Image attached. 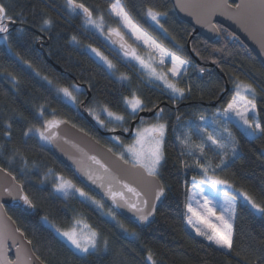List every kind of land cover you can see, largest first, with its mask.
<instances>
[{"label": "trees", "instance_id": "16d2710c", "mask_svg": "<svg viewBox=\"0 0 264 264\" xmlns=\"http://www.w3.org/2000/svg\"><path fill=\"white\" fill-rule=\"evenodd\" d=\"M0 2L14 22L25 25L8 27L7 33L0 34V166L21 183L33 205L30 212L7 210L45 264H264V213L242 198L236 197L233 248L229 251L196 236L185 223L192 179L204 172L197 161L264 206V132L250 137L232 120H207L226 109L238 82H246L255 88L256 116L264 128V65L250 48L220 25L221 38L215 43L198 34L192 36L194 29L177 16L171 0H120L141 28L190 63L179 83L184 94L173 96L161 84L148 80L137 65L118 57L67 0ZM115 2L76 0L92 17L102 16L106 26L120 27L118 18L110 13ZM148 9L161 13L159 27L147 15ZM86 46L107 53L114 60V73ZM64 88L73 93L75 104L64 99ZM132 97L141 99L146 109L161 105L162 122L167 125L164 159L157 172L166 196L156 220L145 229L116 213L82 184L57 158L49 141L37 134L50 118L68 120L128 161L125 146L131 138L104 135L78 106L87 100L86 109L104 124L103 131L128 132L135 116L125 99ZM107 112L123 116V124L111 120ZM155 117L144 120L151 122ZM218 121L227 123L231 133L218 132ZM198 145H203V151ZM61 178L87 198L76 194L80 191H57ZM80 221L100 237L98 248L85 254L75 251L58 233Z\"/></svg>", "mask_w": 264, "mask_h": 264}, {"label": "water", "instance_id": "95a60500", "mask_svg": "<svg viewBox=\"0 0 264 264\" xmlns=\"http://www.w3.org/2000/svg\"><path fill=\"white\" fill-rule=\"evenodd\" d=\"M171 1L177 16L194 29L192 36L198 34L209 42L215 43L221 38L220 25L237 36L264 65V25L261 23L259 0ZM236 5H240V7L237 8ZM75 10L86 19V14L82 9L77 8ZM19 25L25 26L16 22L7 23L8 27L13 28ZM113 39L118 40L119 38L114 36ZM47 43V41L44 42V44ZM126 43L130 45L127 41ZM40 44L39 42L38 45L40 46ZM112 45L120 49L119 42L112 43ZM45 56L52 62L46 54ZM55 68L60 69V66L55 65ZM229 88L227 85L226 90L228 91ZM87 91L89 93L88 88ZM86 101L79 104L78 108L92 125L104 135H121L125 138L133 137L135 127L142 118H151L159 114L162 109V106L158 105L155 108L140 111L132 121L128 132L122 130L103 131L86 109ZM49 121L57 124L52 129L56 135L49 141L54 154L73 171L82 184L99 196L116 213L140 229L147 228L156 220L157 211L166 196L164 186L157 175H149L146 169L139 164L126 161L68 120L50 118L42 125V132L46 133V124ZM89 176L92 179H89ZM125 184L136 189L139 196L129 192L124 187ZM109 185H111L112 192H123L127 203L119 196L113 200L108 190ZM160 189H163V195L159 199H155L156 193ZM24 196L27 194L21 183L17 181L14 175L0 166V227L4 233L3 257L8 264H45L35 253L31 242L19 229L7 210V207H10L32 211V203H25ZM143 200L148 201L149 207L155 206V212L148 220H140L139 213L129 207L131 203H136L137 207H140Z\"/></svg>", "mask_w": 264, "mask_h": 264}, {"label": "snow or ice", "instance_id": "6c2138e0", "mask_svg": "<svg viewBox=\"0 0 264 264\" xmlns=\"http://www.w3.org/2000/svg\"><path fill=\"white\" fill-rule=\"evenodd\" d=\"M69 6L75 10L77 8L82 9L83 12L86 14V19L89 24L94 25L100 32H104L103 27V17H99L98 19L92 18V12L86 8L82 3L77 4L76 0H67ZM260 8H261V23L264 25V0H259ZM237 8L240 7V5H236ZM111 12L115 14L116 17L119 18L121 27L126 29L128 33L131 34L135 38L137 42H142L144 46H146L148 49H154L160 53V61L159 63L162 65L164 63L165 56L170 57V61L172 63V68L170 69V74L173 76H178L181 72V69H183L184 65L187 63L184 59L177 56L175 53H168L165 49L161 48L159 44H157L154 40H152L147 33H145L131 18L129 13L125 10V8L120 4V0H116V3H113L111 5ZM147 15L151 17L152 20L156 21L157 24H159L158 17L161 15V13L156 12L152 9H148ZM14 22V17L8 14V9L6 8L5 4L3 2H0V33H7L8 32V26L7 23ZM46 24H50L51 21L46 20ZM107 38L112 43L119 42L120 49L123 51V55L125 57H131L139 63L148 68L149 72L152 76H155L157 79L163 80L168 88H170L173 92L178 93L179 95L184 94V90L177 87L176 84L170 83L166 79L167 74H162L157 72L156 68L153 67V65L149 62H147L143 57L137 54V51L132 48L131 45H128L124 39V34L120 31V28H109L108 33H106ZM119 38L118 40L113 39V37ZM76 38L73 37V40ZM93 52L97 54L108 66V68H114V65L106 56L103 55L99 51V49H92ZM150 59V57H149ZM237 91L236 95L232 97L231 102L228 103L227 108L224 110L225 115H227L229 112L234 113L236 116L239 117L241 121L245 125H248L249 128H253L256 130H259L260 132H264V128L261 127V125L256 121H249L248 120V113L250 110L255 109L256 105L254 103V100L247 99L246 96H242L241 92H252L255 93V89L252 88L251 85L239 83L236 85ZM61 91L64 92L65 95L71 96V92L67 88L61 89ZM127 103L131 106L132 110L135 112L137 109H142L143 102L137 98L133 97L131 100H128ZM162 111V110H161ZM109 116H113L114 114L109 112ZM117 120H123V116H115ZM200 119H204L203 116L200 117ZM57 126L55 122H47L46 124V133L40 132V136L42 139L46 141H51L55 137V132L52 131ZM167 129V125L165 123H155L152 124L150 127L144 128V129H137L136 134V140L135 143L128 146L127 151L131 153L132 158L135 163L139 164L143 168L146 169L147 173L149 175L155 176L157 174V170L161 164V161L164 159V153L162 150L164 135ZM209 139L213 141V143L219 145L220 147H225L224 144H222L220 141L216 140L214 137L209 136ZM186 142V141H185ZM203 151V145H198ZM95 159V158H93ZM221 163H223V160H221ZM197 164L199 167L204 169L205 173V179L202 181L203 183H210L213 188H216L217 185L227 184V181L220 180L218 178H207L208 174V168L203 165L199 164V161H197ZM89 179H92L91 176H89ZM195 179V178H193ZM103 186V185H101ZM74 187L70 181H65L63 178L60 179V182L56 185V190L60 192L67 193L69 190H71ZM125 188L129 192L135 193L137 196H139V193L136 192V189L128 186L127 184L124 185ZM198 187V185H197ZM108 190L110 194L112 195L113 200H115L118 196L121 199H124L127 203L126 198L124 197L123 192H112L111 185L108 186ZM81 195H87L82 190H79ZM163 195V189H160L156 193L155 199H159L160 196ZM199 195L202 197V208L201 210H197L192 207V204H188V211L191 213L192 216H195L196 219L199 221L201 225L204 226L205 230H201L200 227H197L191 216L189 217L188 222L190 224H193L194 227H196V231L199 235L205 236L207 240L215 242V244L227 248L232 249L233 248V225L230 223L231 219L234 217L235 213V206L231 201H226L228 204V208L226 211L228 212V216L226 217L223 213L217 215L215 209L213 207H210L209 205L212 203V201L209 199V196L204 193L203 190L200 191ZM245 198L252 204V206L256 209H258L261 213H264V206H261L259 204H256L254 201H252V198L247 196L245 194ZM25 203L31 204V201L28 199L27 196L23 197ZM102 206V205H101ZM129 207L134 209L139 213V219L140 220H148V218L154 214L155 212V206L149 207L148 201L143 200L141 202V206L137 207L136 203L129 204ZM213 218L216 222H213ZM46 219V218H45ZM65 237L68 238V240L71 241V243L80 251L84 253H88L91 249H97L100 242L99 234L94 230H89L87 235H80L75 230L72 231H66L63 233ZM103 244L105 247H107V240H103ZM3 248H4V233L2 227H0V264H8L6 259L3 257ZM151 253L148 256V260L151 261ZM152 264H155V261H152Z\"/></svg>", "mask_w": 264, "mask_h": 264}, {"label": "rangeland", "instance_id": "374dc122", "mask_svg": "<svg viewBox=\"0 0 264 264\" xmlns=\"http://www.w3.org/2000/svg\"><path fill=\"white\" fill-rule=\"evenodd\" d=\"M116 3V2H115ZM120 4L122 5V3L120 2ZM123 6V5H122ZM124 7V6H123ZM126 10V9H125ZM110 13L113 17L115 18H118L115 16L114 13L111 12V8H110ZM161 17V15L158 17V19ZM93 19H98L99 17H92ZM132 18V17H131ZM151 19V17H149ZM119 20V18H118ZM120 21V20H119ZM134 21V20H133ZM151 21L153 22V24H155L157 27L160 26V22L159 24L156 23V21L152 20ZM135 22V21H134ZM136 23V22H135ZM84 24L95 30L108 44H110V46H112L113 48H115L111 41L107 38V35H106V32L108 31L109 28H120V31L124 34V37L126 39H128V41H132L133 42V45H134V49L137 51V54L140 55L141 57H143L147 62L151 63L153 65V67L156 68L157 72L159 73H162V74H167L166 75V79L170 82V83H174L176 84L177 87H179V83H180V80L185 78V71L187 70L188 66L190 65V63L187 61V63L184 65L183 69H181V72L178 76H173L170 74V69L172 68V63L170 61V57L169 56H165L164 58V63L161 65L159 63L160 61V53L154 49H148L146 46H144L142 44V42H137L135 40V38L133 36H131L130 33H128V31L126 29H124L123 27H121V24H120V27H110V26H106L105 23L103 22V27H104V32H100L94 25L92 24H89L87 22V19H85L84 21ZM137 24V23H136ZM138 25V24H137ZM139 26V25H138ZM140 27V26H139ZM141 28V27H140ZM145 33H147V35L152 39L154 40L157 44H159L148 32H146L143 28H141ZM161 46V48L165 49L168 53H170L164 46H162L161 44H159ZM92 49H99L95 46H86V50L99 62L101 63L102 65H104L111 73H114V68H108L107 64L99 57L97 56V54L95 52L92 51ZM116 49V48H115ZM118 50V49H116ZM99 51L101 53H103L104 56H106L108 58V60H110L112 62V64L114 65V60L107 54L105 53L103 50L99 49ZM122 58L124 60H128V61H131V63L137 65L139 67V69L145 74V76L147 77L148 80L150 81H154V82H157L159 84H161L163 86V88H165L166 90H168L170 92L171 95L173 96H179L178 93H175L173 92L170 88L167 87V85L165 84V82L163 80H160V79H157L155 76H152L149 72V69L142 66L139 61L131 58V57H125L123 55V52H120L118 51ZM150 57V59H149ZM186 61V60H185ZM116 74V73H115ZM239 83H243V84H247V85H250L246 82H238L237 84ZM236 84V85H237ZM236 85L234 87V92L232 93V97L234 95H236V91H237V88H236ZM252 86V85H251ZM180 88V87H179ZM252 88H254V86H252ZM255 89V88H254ZM255 94V93H254ZM252 92H241V95L242 96H246L247 99L249 100H253V95H254ZM62 96L64 97V99L66 101H69L70 103H73L75 104V98H74V95L73 93L71 94V96H67L65 95L64 93H62ZM133 98V97H132ZM132 98H127L125 99V103H126V106L128 107V109L130 110V112L132 113V115H136L138 113V111L140 109H137L135 112L132 110L131 106L127 103L128 100H131ZM138 98V97H137ZM141 100V99H140ZM232 100V99H231ZM231 102V101H230ZM227 108V107H226ZM109 112L106 113V116L108 115ZM161 112L159 114L156 115L155 119L151 122L149 121H145L143 120L142 122H140L137 127L135 128V131H134V137L131 138L130 140V144H128L127 146H125V150H126V153L129 155V158H128V162L132 163V164H136L132 158V155L131 153H129L127 151L128 149V146L129 145H132L135 143V140H136V134H137V129H144V128H147V127H150L152 124H155V123H163L162 122V116H161ZM115 116H120V115H113V116H109L110 119L112 118L114 121L116 122H119L121 123V125L123 124L122 122H124V119L123 120H117L115 118ZM222 118L223 120L227 121V120H232L234 121L236 124H238V126L250 137H255L256 134L258 133L259 130H256V129H253V128H249L248 125H245L243 123V121H241L239 119L238 116H236L234 113L232 112H229L227 115H225V112H220V111H216V113L214 114V117H208L207 120L210 122V123H213V118ZM111 119V120H112ZM220 119V120H222ZM248 120L251 122V121H256L258 122V119H257V116H256V108L253 109V110H250L249 113H248ZM98 125L102 128H104V124L99 122L98 120H96ZM259 123V122H258ZM217 127L219 128V131L218 132H226L228 134L231 133V131L228 129L227 127V123L226 124H223V123H219V121L217 122ZM40 132H42L41 130H37V134L38 136L41 138L40 136ZM165 137H166V132H165V135H164V140H165ZM41 140L45 141L44 139L41 138ZM115 140L117 142H120L121 143V140L119 138H116L115 137ZM164 140H163V143H164ZM162 150H163V145H162ZM162 163V161H161ZM159 170V168H158ZM157 170V172H158ZM216 178V176L212 175L211 173L208 172L207 174V178ZM195 179H192V182H191V187L189 189V193H188V197H187V200H186V205H185V223H186V226L189 228V230L195 234L196 236L200 237V238H203V239H207L205 236H201L197 233L196 231V227L193 226V224H190L188 222L189 220V217L191 216L194 224L197 226V227H200L201 230H205L204 229V226L201 225L199 223V221L196 219L195 216H192L191 213H189L188 211V204L191 203L192 204V207L197 209L198 211L201 210L202 208V204H203V201H202V197L199 195L200 191L203 190L204 193L206 195L209 196V199L212 201V203L209 205L210 207H213L217 213V215L223 213L226 217L228 216V212L226 211V209L228 208V204L226 203V201H231L234 206H235V213H234V217L233 219H231L230 223H232L233 225V228H234V221H235V217H236V209H237V198L236 197H240L242 198L244 201L250 203L246 198H245V194H241L240 192L236 191L234 189V187L230 184V183H227L226 185L224 184H221V185H217L216 188H213L212 185L210 183H203L202 181L206 178L205 177V173L203 172L200 176H196L194 177ZM221 180V179H220ZM67 181V180H65ZM198 185V187H197ZM77 192L79 190H77L75 187H73L71 190H69L67 193L69 192ZM60 192V191H59ZM61 194H66L64 192H60ZM78 194L79 196H81L82 198L84 197L87 198L86 195H81L80 192L76 193ZM236 195V196H235ZM251 204V203H250ZM252 205V204H251ZM256 211H258L256 209ZM213 222H216L215 219L213 218ZM91 229V227L86 223V222H83V221H80V222H77L73 225V227L68 230V231H72V230H75L78 234L80 235H87L88 231ZM93 230V229H91ZM58 231V230H57ZM66 232V231H63V232H58L60 237L70 246L72 247L75 251L79 252V253H82V254H85L84 252L80 251L79 249H77L72 243L70 240H68L67 237H65L63 235V233ZM215 243V242H214ZM221 247V246H220ZM223 248V247H222ZM224 250L226 251H229L230 249H227V248H223ZM96 249H91L90 251H94Z\"/></svg>", "mask_w": 264, "mask_h": 264}, {"label": "flooded vegetation", "instance_id": "af4514ba", "mask_svg": "<svg viewBox=\"0 0 264 264\" xmlns=\"http://www.w3.org/2000/svg\"><path fill=\"white\" fill-rule=\"evenodd\" d=\"M0 34H1V33H0ZM124 39H125V40H126L131 46H132V48H135L134 45H133V42H132V41H128V39H126L125 37H124ZM155 40H156V39H155ZM156 41H157V40H156ZM157 42H158V41H157ZM158 43H159V42H158ZM159 44H160V43H159ZM40 45H41V44H40ZM161 45H162V44H161ZM162 46H163V45H162ZM110 48H111L112 51H113L115 54H117L118 57H120L123 61H125V62H130V63H131V61L124 60V59L122 58L121 54L118 52V51L123 52L122 50H120V49L116 50L117 48L115 49V48H113L112 46H110ZM168 51H169V50H168ZM169 52H170V51H169ZM141 101H142V100H141ZM143 109H146L145 106H144V103H143V107H142V109H140V110L138 111V113H139L140 111H142ZM138 113H137L136 115H134L135 118L137 117ZM155 116H156V115L152 116L151 118H153V117H155ZM135 118H134V119H135ZM134 119H133V120H134ZM144 119H145V118H142L140 122H142ZM133 120H132V121H133ZM140 122H139V123H140ZM139 123H138V124H139ZM138 124H137V125H138ZM137 125H136V127H137ZM136 127H135V128H136Z\"/></svg>", "mask_w": 264, "mask_h": 264}]
</instances>
